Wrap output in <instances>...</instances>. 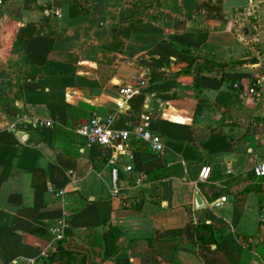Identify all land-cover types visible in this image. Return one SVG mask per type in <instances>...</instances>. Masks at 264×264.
Masks as SVG:
<instances>
[{
	"label": "crops",
	"instance_id": "0c3cea01",
	"mask_svg": "<svg viewBox=\"0 0 264 264\" xmlns=\"http://www.w3.org/2000/svg\"><path fill=\"white\" fill-rule=\"evenodd\" d=\"M262 162L264 0L0 5V264H264Z\"/></svg>",
	"mask_w": 264,
	"mask_h": 264
},
{
	"label": "built area",
	"instance_id": "2783aa9c",
	"mask_svg": "<svg viewBox=\"0 0 264 264\" xmlns=\"http://www.w3.org/2000/svg\"><path fill=\"white\" fill-rule=\"evenodd\" d=\"M10 0H0V5L8 3ZM58 15V13H57ZM141 86L145 85L144 80L140 83ZM138 90L135 87H124L119 90V95L122 98H128L133 95ZM249 94L258 95V92L255 88H251L249 90ZM77 133L85 140L86 146H103V147H111L114 149H118L123 140L129 138L128 132H119L113 131L109 128L107 122H103L97 118H92L82 124L78 129ZM136 136L140 139L148 142L152 149L156 152H163L162 142L157 134L152 133L146 129H139L136 132ZM111 174L113 177V195H118V190L115 185V181L117 178V170L111 169ZM253 174L256 178H264V162L256 165L253 168ZM210 175V167H203L200 171L199 178L201 180H207ZM264 213V211H263ZM13 264H34L33 260H19L13 262Z\"/></svg>",
	"mask_w": 264,
	"mask_h": 264
},
{
	"label": "water",
	"instance_id": "95a60500",
	"mask_svg": "<svg viewBox=\"0 0 264 264\" xmlns=\"http://www.w3.org/2000/svg\"><path fill=\"white\" fill-rule=\"evenodd\" d=\"M196 209L197 210H202L205 207V204L202 202L201 198L199 196H196Z\"/></svg>",
	"mask_w": 264,
	"mask_h": 264
}]
</instances>
